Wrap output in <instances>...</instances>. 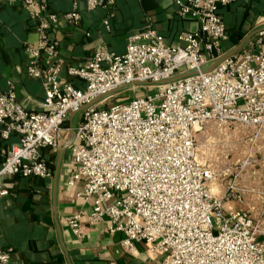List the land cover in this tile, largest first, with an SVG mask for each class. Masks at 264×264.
<instances>
[{
    "label": "built area",
    "instance_id": "2783aa9c",
    "mask_svg": "<svg viewBox=\"0 0 264 264\" xmlns=\"http://www.w3.org/2000/svg\"><path fill=\"white\" fill-rule=\"evenodd\" d=\"M18 1L39 33L38 45L26 47V75L42 82L45 97L32 111L14 87L0 92L2 136L18 135L0 166V198L10 195L8 177H51L42 149L56 148L70 114L80 113L70 182H81L78 196L91 201V210L67 218L74 234L107 222L124 234V247L144 242L161 264H264L259 226L248 212L226 210L230 197L214 192L195 137L208 122L264 128V29L240 55L205 70L224 56L229 34L220 8L236 0H174L179 14L199 25L179 34L178 43L148 26L129 36L125 52L102 45L83 65L64 68L61 43L51 37L58 23L79 27L82 3L110 9L118 0H71L62 14L49 10V0ZM113 16L110 10L106 27ZM126 88L134 97L124 103ZM10 260V250L0 248V263Z\"/></svg>",
    "mask_w": 264,
    "mask_h": 264
},
{
    "label": "crops",
    "instance_id": "0c3cea01",
    "mask_svg": "<svg viewBox=\"0 0 264 264\" xmlns=\"http://www.w3.org/2000/svg\"><path fill=\"white\" fill-rule=\"evenodd\" d=\"M71 9V0H49L51 12L62 14ZM80 10L79 27L61 21L51 34L61 43L64 68L83 65L102 45L123 53L129 36L148 26L157 29L170 44L178 43L179 34L199 28L197 21L179 14L174 0H118L110 9L96 10H88L82 3ZM110 10L114 16L106 27L103 20ZM220 12L229 34L223 41L224 55L246 38V42L254 41L264 28V0H236L230 6H222ZM34 24L18 0H0V92L14 87L19 101L37 111L45 97L44 87L40 80L26 75V47L39 43ZM243 47L234 55H240ZM212 66L205 65L208 69ZM63 75L66 76L65 70ZM79 119L80 113L70 114L58 146L42 150L49 160L50 178L24 182L11 176L5 180L10 195L0 198V248L10 250L9 264H161L162 257L152 256L144 242H135L132 250L124 247V234L111 232L107 222L97 226L84 224L80 237L69 228L68 217L91 210V201L78 196L81 182H70L75 169L70 147L59 159L60 150L71 139ZM4 150L0 134V160Z\"/></svg>",
    "mask_w": 264,
    "mask_h": 264
},
{
    "label": "rangeland",
    "instance_id": "374dc122",
    "mask_svg": "<svg viewBox=\"0 0 264 264\" xmlns=\"http://www.w3.org/2000/svg\"><path fill=\"white\" fill-rule=\"evenodd\" d=\"M121 96L124 103L134 97L127 88ZM195 137L197 160L213 171L214 192L230 197L226 210L248 212L264 240V128L208 122Z\"/></svg>",
    "mask_w": 264,
    "mask_h": 264
},
{
    "label": "water",
    "instance_id": "95a60500",
    "mask_svg": "<svg viewBox=\"0 0 264 264\" xmlns=\"http://www.w3.org/2000/svg\"><path fill=\"white\" fill-rule=\"evenodd\" d=\"M264 29V28H263ZM248 38H246L245 40H243L238 46L237 48H235L233 51L229 52L228 54L222 56L221 58H219L218 60L215 61V63L213 64V66L210 68V70H212L215 66H217L220 62H222L224 59H226L227 57L229 56H232L234 55L236 52H238L245 44V42L247 41ZM191 73H188V74H184V75H179V76H176L175 78L173 79H179V78H183L187 75H190ZM100 100V98H96L95 100H93L92 102L84 105L81 110L83 109H86L88 108L89 106L93 105L94 103L98 102ZM75 138V130L72 129V136H71V139L61 148L60 150V153H59V159H61L63 153L65 150H67V148L70 147V145L72 144L73 140Z\"/></svg>",
    "mask_w": 264,
    "mask_h": 264
},
{
    "label": "trees",
    "instance_id": "16d2710c",
    "mask_svg": "<svg viewBox=\"0 0 264 264\" xmlns=\"http://www.w3.org/2000/svg\"><path fill=\"white\" fill-rule=\"evenodd\" d=\"M0 134L2 135V126L0 125ZM2 139H3V146L5 147L6 146V150L3 151V155L1 156V160H0V166L2 164V162L4 161L5 159V156H6V153L8 152L9 148L11 147L12 144L18 142V135L17 134H12L11 136H9V138H4L2 136ZM9 147V148H8ZM45 149V148H44ZM43 150V149H42ZM43 155V153H42ZM44 158L47 159L48 163H49V160L47 157H45L43 155ZM14 176H17L19 177L21 180H23L24 182H29L30 180L34 179V178H38V177H35V176H32V177H24L20 174H16ZM41 179V178H40Z\"/></svg>",
    "mask_w": 264,
    "mask_h": 264
}]
</instances>
